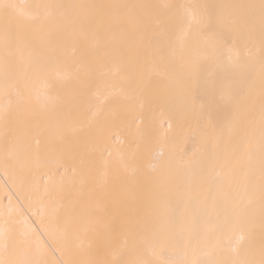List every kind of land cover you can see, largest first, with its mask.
Instances as JSON below:
<instances>
[{"label": "bare ground", "instance_id": "obj_1", "mask_svg": "<svg viewBox=\"0 0 264 264\" xmlns=\"http://www.w3.org/2000/svg\"><path fill=\"white\" fill-rule=\"evenodd\" d=\"M0 2V264L260 260L262 0Z\"/></svg>", "mask_w": 264, "mask_h": 264}, {"label": "snow or ice", "instance_id": "obj_2", "mask_svg": "<svg viewBox=\"0 0 264 264\" xmlns=\"http://www.w3.org/2000/svg\"><path fill=\"white\" fill-rule=\"evenodd\" d=\"M36 7H41V6H36ZM262 7H264V0H262ZM24 8H25L24 5L15 4V3L0 2V9L3 10V12L6 16H7L8 12L11 10L12 12H14L16 14V16L20 22H24L25 19H28V20L37 19V17L33 13L24 11ZM222 99L225 102H231L233 98H232V95L230 92L225 91L222 94ZM245 255L247 256L248 253H245ZM193 264H196V262H193ZM230 264H264V249H262L261 258L259 261L246 258L243 260L232 261V262H230Z\"/></svg>", "mask_w": 264, "mask_h": 264}]
</instances>
